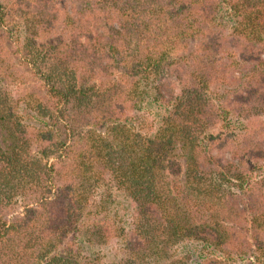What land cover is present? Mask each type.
Masks as SVG:
<instances>
[{"label": "trees", "instance_id": "16d2710c", "mask_svg": "<svg viewBox=\"0 0 264 264\" xmlns=\"http://www.w3.org/2000/svg\"><path fill=\"white\" fill-rule=\"evenodd\" d=\"M0 264H264V0H0Z\"/></svg>", "mask_w": 264, "mask_h": 264}]
</instances>
